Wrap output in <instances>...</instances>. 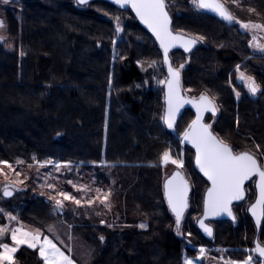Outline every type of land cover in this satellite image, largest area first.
I'll return each mask as SVG.
<instances>
[{"label": "trees", "instance_id": "1", "mask_svg": "<svg viewBox=\"0 0 264 264\" xmlns=\"http://www.w3.org/2000/svg\"><path fill=\"white\" fill-rule=\"evenodd\" d=\"M231 1L224 0L237 19L264 24V0H239V7ZM166 3L174 32L204 38L189 55L170 54L183 62L189 59L180 72L183 91L194 95L201 89L215 98L218 120L212 129L219 138L224 139L227 128L234 145L264 154V93L259 103L245 99L237 103L224 88L234 65L264 85V59L256 56L244 63L252 53L249 35L235 22L225 23L188 0ZM20 7V18L15 12L7 14L14 50L0 46V161L29 165L56 160L96 170L100 165L97 173L115 178L114 183L129 197L127 209L117 219L75 228L84 234L82 251L91 254L85 262L48 235L77 264H182L186 249L163 197L160 161L165 150L172 156L182 144L176 127L171 134L164 128L162 90L144 89V68L137 64L142 58L157 62L164 80L163 56L155 42L128 9L106 2L96 1L81 10L73 0H20ZM109 13H126L131 21V26L122 25V39L115 44L118 33L105 16ZM125 40L119 49L122 56L117 58L116 46ZM41 199L22 214L55 221L44 204L49 202ZM190 205L187 218L194 224L200 213L198 197ZM190 221L187 231L197 245L199 235ZM141 224L146 227H138ZM34 225L43 231V226ZM235 229L230 241L250 242L253 228L247 218H241ZM260 240L264 243V226ZM186 251L187 256L194 255ZM14 264L43 261L37 249L21 247Z\"/></svg>", "mask_w": 264, "mask_h": 264}, {"label": "snow or ice", "instance_id": "2", "mask_svg": "<svg viewBox=\"0 0 264 264\" xmlns=\"http://www.w3.org/2000/svg\"><path fill=\"white\" fill-rule=\"evenodd\" d=\"M3 2L7 4L8 0H3ZM78 2L80 4H87L88 0H78ZM112 2L120 7L130 6L140 22L155 37L163 51V63L168 68L167 78L159 81L166 89L164 94V114L161 116L164 124L170 129L173 128L177 114L185 104H191L196 110L195 119L191 121L182 133L181 142L186 141L195 149V164L210 183V187L207 188L204 195L203 218L198 221L201 229L209 236L212 235V229L204 223V219L209 216L226 213L235 220L230 205L234 200L244 198L245 181L253 177L258 178L256 180L258 194L255 203L250 206L249 211L255 219L257 227H259L262 220H264V165H261L258 157L250 151H235L231 145L213 134L211 125L203 123V114L205 112H211L213 116L216 115L217 106L215 98L209 97L204 93H201L198 99L185 98L182 95L180 84V69L173 68L169 59L170 49L179 46L185 52H188L198 41L204 38L186 37L181 33H174L171 29V18L167 10L168 4L166 0H112ZM190 3L197 9H206L214 12L225 21L235 22L247 31H252L253 33L256 31H264V24L251 21L243 22L237 19L224 0H190ZM232 3L237 7L240 6L239 0H232ZM252 11L254 10L249 9V12ZM115 23V31L116 33H120L122 31L120 17H115ZM0 27H3L2 21H0ZM257 40L258 37L253 34L252 40L249 41V46H254L259 51L264 52V44L256 42ZM115 43L116 41L114 40L113 44ZM155 65V61L149 63V67H154ZM180 68H183V64L180 65ZM236 71L238 79L244 82L245 87L251 95L255 96L262 91L261 85L256 82L255 78L241 72L239 65L236 66ZM239 95L237 92L236 96L239 97ZM160 161L165 165L168 163L174 164L178 169L183 167V160L173 159L169 150H165L162 153ZM17 163L23 162L17 161ZM51 163L52 161L40 163V167H45ZM0 164H7V162L0 161ZM7 166L11 168L10 164H7ZM55 167L59 171L62 166L57 164ZM63 167L67 168L69 165L64 164ZM15 175L19 177L21 173L15 172ZM16 183H21V181H16ZM68 183L72 184V181H68ZM47 187L55 190V186L52 184H48ZM73 187L76 186L73 185ZM78 190L85 191L86 186ZM188 190V182L180 171L174 172L164 183V197L169 210L175 216L178 235L180 234L184 211L188 207ZM96 192L97 196L95 199L100 200L106 208H110V203L108 202L110 193H103L101 195L100 189H96ZM3 194L5 197L12 195L8 186H5ZM57 196L62 197V199L56 198ZM49 198L55 201L56 208H63V201L65 200L71 201L77 206L82 204L81 199H77L75 196L64 191H59L56 196H50ZM86 203L92 205L93 200L88 199ZM0 213L9 221H17L18 219L2 208H0ZM101 223L104 222L101 221ZM139 227L144 228L146 226L141 224ZM9 231L12 245L10 246L8 243L0 242V264H14V254L20 245H27L30 249H37L38 247L39 255L44 261V264H73V260L68 255H65L57 247L56 243L49 236L44 235L39 229L25 231L22 225L12 229H9L7 225H3L0 226V237H4ZM48 231L54 233L55 226L50 225ZM100 239L103 241L104 237L101 236ZM70 251L71 249H69ZM249 251L255 252L259 257L264 258V245L258 242L256 247ZM204 253L205 249L201 248V257ZM252 261L253 257L249 255L243 261L228 260L225 261V264H252ZM184 264H193V261L185 259Z\"/></svg>", "mask_w": 264, "mask_h": 264}, {"label": "rangeland", "instance_id": "3", "mask_svg": "<svg viewBox=\"0 0 264 264\" xmlns=\"http://www.w3.org/2000/svg\"><path fill=\"white\" fill-rule=\"evenodd\" d=\"M190 3V0H188ZM232 2V1H231ZM191 4V3H190ZM89 7V6H88ZM20 0H8V3L5 4L3 0H0V21L3 22V27H0V46L3 47L6 51L12 52L14 50V44L15 39L12 38V36L9 35V26L7 24V14L15 12V16L17 18H20ZM99 11V10H98ZM17 12V13H16ZM105 14V13H101ZM108 20H111L115 23V17H120V24L122 25H130L131 21L129 20V16L126 13H109L105 15ZM106 18V19H107ZM249 22V21H247ZM258 23V22H254ZM238 29L242 31L245 34L249 35V41L252 40L253 34H255L258 37V40L256 42L264 44V31H256L253 33L252 31H247L245 29H242L240 25L238 24ZM122 32V31H121ZM121 32L118 33L116 37V42L121 41ZM128 36H133L135 38V35L132 34L131 31H128ZM139 39H137V42H139ZM136 40V38H135ZM125 42L121 43L120 45H117L116 48L117 51L113 53L117 58H120L122 56L119 49L124 48L123 44H126ZM255 43V42H254ZM249 44V42H248ZM115 48V49H116ZM127 48V47H126ZM252 49V53L248 58L245 60L244 63L247 61H251L253 58L261 57L264 59V52L259 51L254 46L250 47ZM139 62L137 63L139 68L143 69V77L146 87L144 89H155L160 88L162 90L163 94V85L159 83L161 80V73H158L159 70V64H157L154 67H149V61L139 59ZM171 61L175 65L176 68L180 69V72L184 69V67L188 64L189 59H185L183 62L181 58L179 57H173L171 58ZM242 63L241 66L244 64ZM183 64V68H180V65ZM157 71V72H156ZM247 75L252 76L248 71H243ZM253 77V76H252ZM166 79V75L165 78ZM224 82V88L228 89L233 97V99L236 102H240L242 100H248L250 102H260V98L262 94L264 93V85L260 81H258L256 78V82L261 85L262 91L260 93H257L255 97L250 96L247 88L244 85V82L240 79H238L236 66L229 71L228 77L226 78ZM203 89V88H202ZM235 90V91H234ZM201 89L196 90L194 95H191L190 91H183L184 94L190 98H199L201 94ZM239 93V97L236 96V93ZM198 93V94H197ZM203 93V92H202ZM205 94V93H204ZM217 105V104H216ZM163 115V111H162ZM193 120V114L188 112L184 114V116L180 117L177 121L176 125V133L175 135L180 140L181 135L183 131L188 127L189 123ZM217 118H208L207 122L212 126L214 129L216 127ZM226 135L224 139L230 143H232L231 139H234L233 135L227 131V128L224 130ZM233 136V137H232ZM237 137H239L237 135ZM224 140L223 138H220ZM241 149H249L247 147H243L240 145ZM185 147L181 145L179 152L172 155L173 159H182L183 160V167L177 168L176 165L168 163L163 164V177L170 175L172 171L178 169L182 171V173L187 178L189 184L191 185V189L199 188L200 192L203 190V185L201 184L199 178L196 174L193 172V153L190 151V153L187 151ZM52 161L51 164H47L45 167H40L41 162H36L34 164H25L23 163H10L11 168L7 166V164H0V208L4 209L6 212L11 213L13 216H16L18 219L17 221H9L7 220L2 213H0V226L7 225L9 229L23 226L25 231H35L36 229H39L38 226L34 224H38L43 226V231L47 234V236H51L55 239H57L60 243H62L63 246H65L67 249H71L72 252L76 253L77 256H79V259L81 258L82 261L85 262L88 257L91 256L88 250L82 251L84 249V234H82V231H77L76 227H81V225L85 224L86 222H92L97 223L102 220L111 221L114 218H118V215L120 211L122 213L125 212L127 207L124 205L127 203V198L125 194L122 193V191L118 188L117 184L114 183V179L110 176H104L103 174L97 173L100 172L102 167L98 165V170L94 169V167L85 168L81 166L80 164H70V163H63L58 162L56 160H50ZM46 162V161H45ZM60 164L62 167L59 169V171L56 169V165ZM68 164L69 167L64 168L63 165ZM31 166V167H30ZM97 166V165H96ZM15 172H20L21 175L17 177L15 175ZM163 178V180H164ZM16 181H21V183H16ZM68 181H72V184H69ZM48 184H52L55 186V190L49 189L47 187ZM75 185L76 187H73ZM5 186H8V188H11L14 190V197L10 199L3 198V192ZM86 186L85 191H79V188H84ZM96 189H100L101 195L103 193H110L108 197V202L110 203V208H106L104 204L100 202V200L95 199L97 196ZM64 191L69 193L70 195L75 196L77 199H81L82 204L80 206H77L76 204L72 203L71 201H63V208H56L55 201L53 199H50V196H56L57 192ZM121 191V193H120ZM199 190L196 191L195 195L197 196L198 193H200ZM41 198L47 200L44 204L47 207V211L51 213L52 215H55V221L48 222L47 219L37 218L36 215H23V209H32V207L38 203ZM56 198L62 199V197L57 196ZM88 199L93 200L92 205H88L86 201ZM196 200L194 196V192H192V195L189 199V207L188 211L186 212L181 228H180V234L178 237L183 241L184 248L187 250H191L194 252L193 256H187V251L185 250L182 255V264H184L185 259H189L193 261V264H207L208 261L211 259V254L214 253V255H223L224 254V247L221 246L224 242V232L227 230L225 227L217 226L216 228L219 230V241L216 242L215 249H207L202 244L198 243L197 245L193 244L194 237H192V234L188 233L187 224L190 221L187 218V214L192 208L190 205V202ZM35 203V204H34ZM123 206V207H122ZM245 207V205H243ZM119 207H121L119 209ZM124 211V212H123ZM170 213V212H169ZM22 215V217H21ZM50 216V214H48ZM48 217V216H47ZM26 218V219H25ZM39 221H37V220ZM23 220V221H21ZM25 221V222H24ZM34 223H30V222ZM195 221V219H194ZM193 221V222H194ZM36 222V223H35ZM191 222V221H190ZM50 225L55 226V232L51 233L48 231V228ZM139 227V225H138ZM191 227L194 228V224L191 222ZM40 230V229H39ZM41 231V230H40ZM41 231V232H43ZM58 237V238H57ZM50 238V237H49ZM0 242L8 243L10 246L12 245V241L10 238V231L7 233L4 237H0ZM54 242V241H53ZM27 247V245H20L18 247ZM58 247V246H57ZM205 249L204 255L201 257L200 249ZM17 250V251H18ZM63 251V250H62ZM37 252L39 255V249L37 247ZM64 252V251H63ZM84 252V253H83ZM65 253V252H64ZM218 253V254H217ZM16 254V253H15ZM14 254V255H15ZM65 255H67L65 253ZM69 256V255H68ZM40 257V255H39ZM70 257V256H69ZM198 257H200L198 259ZM219 257V256H217ZM213 258V257H212ZM41 259V257H40ZM71 259V257H70ZM42 260V259H41ZM43 261V260H42ZM44 264V261H43ZM73 264H77L73 261Z\"/></svg>", "mask_w": 264, "mask_h": 264}, {"label": "flooded vegetation", "instance_id": "4", "mask_svg": "<svg viewBox=\"0 0 264 264\" xmlns=\"http://www.w3.org/2000/svg\"><path fill=\"white\" fill-rule=\"evenodd\" d=\"M250 94V93H249ZM250 96H253L250 94ZM256 96V95H255ZM253 96V97H255ZM237 103H240V102H237ZM252 103V102H250ZM258 103V102H257ZM254 104V103H252ZM188 110H186L185 112H187ZM184 112V113H185ZM190 113L193 114V119L195 118V115L192 111L189 110ZM218 113V112H217ZM217 116V115H216ZM216 116H211V115H208L206 117V123L208 118H214ZM181 117V116H180ZM179 117V118H180ZM191 123V122H190ZM189 123V124H190ZM209 124V123H208ZM177 125V123H176ZM210 125V124H209ZM212 132L214 133L213 129L211 128ZM215 134V133H214ZM216 135V134H215ZM182 136V135H181ZM217 136V135H216ZM226 136V133L224 134V137ZM234 138V137H233ZM181 139V138H180ZM224 141L226 143H228L229 145L232 146V148L235 150V151H250L252 152L254 155H256L259 159V162L261 163V165H264V154L261 153L260 150H251V149H241L239 147H237L236 145H234V139H231L232 143L226 141L224 139ZM185 147V146H184ZM187 148V147H185ZM188 150H190L192 153H193V160H192V164H193V171L196 173L197 177L199 178L201 184L204 186L203 187V190H201V194L200 196H196V198L198 197V201L200 203V213L198 215V217L195 219V221L200 217L201 215V212H202V206H203V197H204V193L205 191L207 190V188L210 186V184L208 183V181H206L198 172L197 170L195 169V166H194V152L187 148ZM173 172V171H172ZM182 172V171H181ZM168 176V175H167ZM185 176V175H184ZM186 178V177H185ZM256 178L257 177H253L251 178L250 180H248L247 182H245L244 184V194H245V197L243 200H241L240 202H237V203H233L232 204V212H233V215L235 216V222H232L230 220H221V221H211L210 222V225L213 227L214 229V234H213V239L211 240H208L206 238H204L200 233L199 231L196 229L195 227V221H194V227L195 229L197 230V233L199 235V238H198V241L200 244H202L203 246H205L207 249H215L216 246V242L218 241L217 240V235L219 230L217 229L218 227L217 226H224L227 230L224 232V242L222 243L221 246L224 247V254L223 255H219V257H216L214 255V253L211 254V259L210 261L207 262V264H225V261H228V260H234V261H243L245 260L249 255H251L253 257V261H252V264H264V258H261L259 257V255L255 252H251L249 250L251 249H254L256 247V244L254 243V239H255V229H254V226H253V223L250 219V217L247 215V212H246V209H247V206L253 202V200L255 199V196H256V190H255V182H256ZM187 180V178H186ZM188 182V180H187ZM189 184V182H188ZM189 187H190V192H189V196H188V207H189V199H190V196L192 195V192H194L195 190L194 189H191V185L189 184ZM194 196H195V192H194ZM245 205V207L243 206ZM188 210V209H187ZM187 212V211H186ZM186 214V213H185ZM185 216V215H184ZM241 218H247V220L249 221L250 225L252 226L253 228V236L250 240V242L248 243H244V241H242V243L240 241H236V242H232L230 241L229 239V236L230 235H234L238 229H235L236 226L239 224V220ZM184 219V218H183ZM183 222V221H182ZM182 225V223H181ZM232 226V227H231ZM264 226V222H263V225H262V228ZM217 227V228H216ZM181 228V227H180ZM262 228H261V231H260V234L262 232ZM218 231V232H217ZM260 234H259V237H258V243H260L261 245H264L263 242H261L260 240ZM218 256V255H217Z\"/></svg>", "mask_w": 264, "mask_h": 264}, {"label": "water", "instance_id": "5", "mask_svg": "<svg viewBox=\"0 0 264 264\" xmlns=\"http://www.w3.org/2000/svg\"><path fill=\"white\" fill-rule=\"evenodd\" d=\"M96 1L106 2V3H108V4H110V5L114 6V7H116V8H118V9H121V10L128 9V10L130 11V13L132 14V16L134 17V19H135V21H136V24H137L142 30H144V31H145V32H146V33H147V34L153 39V41L155 42L156 46L158 47V49L160 50V52H161V54H162V56H163V51H162V49L160 48L159 43L156 41L155 37L151 34V32H149L148 29H147V28H146V27L140 22V20L136 17L135 12L132 10V8H131L130 6L126 5L125 7H120L119 5L114 4V3L112 2V0H88V3H87V4H80V3L78 2V0H73L75 7L78 8V9H81V10L88 8V6H89L90 4H92L93 2H96ZM199 10H200V11H203V12H206V13H208V14H210V15L216 17V18H218V19H220L221 21H223V22H225V23H230V22H228V21H225V20L221 19V18H220L218 15H216L214 12H211V11L206 10V9H199ZM169 15H170V14H169ZM170 18H171V16H170ZM171 29H172V18H171ZM172 31H173V30H172ZM173 32H174V31H173ZM174 33H177V32H174ZM181 34H182V33H181ZM183 35H185V34H183ZM185 36H186V37H191V36H188V35H185ZM198 46H199V42H197V43L191 48V50L188 51V52H185L184 49H183L182 47H179V46L170 49V51H169V59H170V62H171V56H170L171 53H173V52H175V51H180V52H182V53L185 54V55H189V54H190L193 50H195ZM163 58H164V57H163ZM171 64H172V63H171ZM172 67H173V66H172ZM163 68H164V72H165V75H166V78H167V76H168V68H167V66H166L164 63H163ZM173 68H174V67H173ZM180 84H181V77H180ZM181 89H182V85H181ZM165 90H166V89H165V86L163 85V114H164V106H165V105H164V94H165ZM182 95H183L185 98L192 99V98H190V97H188V96H186V95L184 94L183 89H182ZM197 99H198V98H197ZM186 110H190V111H192V112L194 113V115L196 116V110H195V108H193L191 104H185V105L180 109L179 113L177 114L176 122H175V124H174V127L171 128V129L168 128V127L164 124V122H163V120H162L163 125H164V128H165V130H166L168 133H170V134L173 133V131L175 130L176 123H177L179 117L182 116ZM208 115L213 116L211 112H205V113L203 114V123H205V124H208V123H206V117H207ZM216 115H217V112H216ZM216 115H215V116H216ZM194 119H195V118H194ZM213 134H214V133H213ZM214 135H215V134H214ZM181 137H182V136H181ZM180 141H181V139H180ZM181 144H182L183 146H185V147L191 149V150L194 152V166H195V169L197 170V172H198V173H199V174H200V175H201L206 181H208L207 178L203 175V173L200 172L199 168H197V166H196V164H195V156H196V151H195V149L192 147V145H191L190 143H188V142H186V141L181 142ZM176 171H180V170L176 169V170H174L170 175L165 176V178H164V180H163V184H162L163 197H164V183H165V181H166L168 178H170V177L172 176V174H173L174 172H176ZM180 172H181V171H180ZM181 174H182L183 177L185 178V176H184V174H183L182 172H181ZM257 179H258V178H256V180H257ZM185 180H186V178H185ZM186 181H187V180H186ZM245 182H247V181H245ZM208 183H209V182H208ZM209 184H210V183H209ZM188 185H189V184H188ZM209 187H210V186H209ZM9 190L12 192V195H11V196H8V197H5L4 194H3V198H5V199H10V198H13V197H14V190L11 189V188H9ZM255 190H256V196H255V199L253 200L252 203H250V204L247 206L246 212H247V215L250 217V219H251V221H252V223H253V226H254V229H255V239H254V243L257 244V242H258V237H259V234H260V231H261V228H262V225H263L264 220H262L261 225H260L259 227H257L256 221H255V219L253 218L251 212L249 211L250 206H251L253 203H255V200H256V198H257V194H258L257 189H256V182H255ZM189 192H190V187H189V190H188V196H189ZM205 193H206V191H205ZM205 193H204V195H205ZM244 197H245V194H244ZM243 199H244V198H243ZM243 199H241V200H243ZM164 200H165L166 206H167V208H168V204H167V201H166L165 197H164ZM241 200H234V201L232 202V204H233V203L240 202ZM203 201H204V197H203ZM232 204L230 205L231 210H232ZM187 209H188V207L185 209V211H184V215H185ZM168 210H169V208H168ZM203 211H204V209H203V206H202V212H201L200 217L195 221V227H196V229L199 231V233H200L204 238H206V239H208V240L213 239V234H214V229H213V227L210 225V222H211V221L230 220V221H232V222H235V220H233L232 217L229 216V215H227L226 213H224V214H220V215H217V216H209V217L205 218V219H204V223H205L209 228L212 229V235L209 236L206 232H204L203 229H201V227H200V225H199V222H198L201 218H203ZM169 212H170V214L173 216V218L175 219V216L173 215V213H172L170 210H169ZM232 213H233V212H232ZM184 215H183V218H184ZM183 218H182V220H181V223H182V221H183Z\"/></svg>", "mask_w": 264, "mask_h": 264}]
</instances>
